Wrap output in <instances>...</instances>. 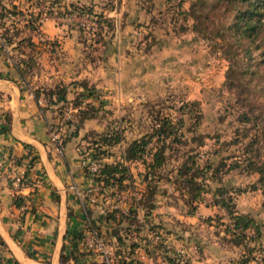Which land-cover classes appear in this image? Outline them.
I'll use <instances>...</instances> for the list:
<instances>
[{"label":"rangeland","instance_id":"1","mask_svg":"<svg viewBox=\"0 0 264 264\" xmlns=\"http://www.w3.org/2000/svg\"><path fill=\"white\" fill-rule=\"evenodd\" d=\"M221 6V0H48L46 14L59 31L48 34L41 29L38 36L34 31L36 8L24 7L19 11L25 14L22 19L27 28L23 29L30 34L22 37L24 49L16 48L13 53L26 60L22 64L23 73L29 75L25 81L42 87L43 98L55 104L59 119L64 107L78 122L92 117L79 143L82 159L95 154L107 163L102 158L116 151V145L107 151L103 135L122 132L123 143L145 137L142 158L125 163V187L133 186L128 163L137 161L143 164V176L156 175L158 185L172 187L174 192L184 188L193 193L197 186L203 191L223 187L231 197L252 188L262 191L254 169L264 163V96L251 86L255 77L251 67L263 71L264 58L258 46H251L245 54L231 30L221 28ZM70 11L75 16L58 18ZM31 34L39 48L32 47ZM21 51L23 56L18 54ZM118 60L122 62L117 64ZM245 62L252 66L244 71ZM53 67L59 68L55 77H51ZM118 70L126 77L135 72L140 78H135L132 88L125 84L119 93L115 87L106 93L101 86L88 83L107 72L114 77ZM34 73L40 78L32 80ZM62 77H77L78 90L67 97L65 91L59 97L49 95V90L65 87ZM163 118L173 127L171 133L157 138L154 123ZM159 146L165 158L149 169L152 152ZM82 168L87 171L85 163ZM190 173L193 182L187 180ZM225 180L230 185L223 186ZM236 243L239 251L225 264H236L243 253L248 254L246 264L253 263L258 253L264 264V240L254 250V242L246 238ZM247 247L252 251L247 253ZM182 254L184 258L179 251L174 254L177 264H186V253Z\"/></svg>","mask_w":264,"mask_h":264},{"label":"crops","instance_id":"2","mask_svg":"<svg viewBox=\"0 0 264 264\" xmlns=\"http://www.w3.org/2000/svg\"><path fill=\"white\" fill-rule=\"evenodd\" d=\"M31 1L5 0L6 6L14 7L15 15L0 17L3 37V43L0 42V159L18 157L19 162L10 166V170L22 172L29 178V182L21 186L0 178V264H60L62 243L71 249L68 239L73 232L83 234L75 245V252H85L78 255L76 264H105L101 252L82 245L83 239H89L87 219L97 225L109 252L110 264H119L116 261L119 257L134 258L138 264H177L174 254L178 251L186 253V264L229 263L240 245L233 242L232 234L224 229L231 219L224 207L213 200V191H203L197 186L198 190L193 193L182 188L177 189L175 192L179 194L175 195L172 187L158 185L156 175L146 173V180L141 173L143 164L137 161L128 163V169L133 171L132 188L121 184L94 190L91 189L93 179L82 168L79 145L85 139L84 132L92 117L82 118L75 132L61 136L60 141L51 137L49 125L59 119L53 108L55 104L45 101L42 87L25 81L29 75L23 73L22 64L26 60L13 53L16 48L24 49L22 37L30 34L23 29L27 28L22 19L25 14L19 10L28 9ZM41 29L48 34L59 31L52 17L43 20ZM31 37L33 44L25 36L28 44L39 48L32 34ZM18 54L23 56V51ZM49 61H54L53 55L49 56ZM121 62L118 60L117 64ZM58 67H53L51 77L57 75ZM103 74L101 79L86 80L90 86H101L106 93L114 87L119 93L125 89V84L132 88L139 76L133 72L131 77L129 74L126 77L124 71L119 70L114 77L113 73ZM34 76L37 73L32 80ZM76 78H61L66 80V97L78 90ZM120 134L117 140L104 142L107 151L116 145V151L112 149L102 158L107 163L131 161L124 159V149L137 137L123 143L122 132ZM28 150L30 154L26 155ZM153 176L155 183H151ZM228 181L222 185H230ZM16 195L22 197L18 205L14 204ZM263 198V191L255 188L232 196L234 212L247 213L259 224L258 241L264 240ZM110 211H115V219L106 215ZM242 232L245 237L254 235L252 227Z\"/></svg>","mask_w":264,"mask_h":264},{"label":"trees","instance_id":"3","mask_svg":"<svg viewBox=\"0 0 264 264\" xmlns=\"http://www.w3.org/2000/svg\"><path fill=\"white\" fill-rule=\"evenodd\" d=\"M54 1V0H53ZM222 6H221V20L223 21L221 28H224L225 30H231V36H235L234 40L236 43L241 42L243 47V52L248 54L250 51L251 46H258L260 48V54L264 58V5L262 3V0H221ZM52 2V1H51ZM54 3V2H53ZM78 8V7H76ZM228 12V13H227ZM34 25H30V27L33 28ZM221 29L218 28V32H220ZM9 40V37H7ZM243 56V55H242ZM246 63V62H245ZM18 71H20V68L15 65ZM251 63H246L243 68L247 70V68L251 67ZM253 68L252 72L255 77L251 79V86H253L255 89H258L264 96V69L261 72H257L255 67ZM250 81V80H248ZM251 82H246L248 85ZM58 89V88H57ZM65 87H60L58 91L49 90V95H56L61 96L64 94ZM263 120H264V109H263ZM81 118V117H80ZM81 120V119H79ZM78 121H75V127L70 133L73 134L77 128ZM172 123L167 118H163L159 121H156L154 123V133L156 134L157 138H159L162 134L166 135L171 133L170 128H172ZM117 136L110 137L108 135H103L102 140L104 142H110L117 140ZM145 137L141 136L139 138L132 139L125 147L124 149V159L125 160H131L134 158H142V151L143 146L145 144ZM163 145V144H162ZM163 149L161 146L157 147L152 152V158L150 163H148L149 169H154L158 167L164 160L165 156H163L162 153ZM26 155L30 154V151H26ZM93 158H95V154H92ZM32 159L34 158L33 155H31ZM13 161L15 163L19 162L18 157H14ZM191 160V159H190ZM195 166V165H194ZM185 170L183 172H187L189 168H191V164L188 166H185ZM126 165L122 163L121 161H115L111 163H102L98 171L92 175L93 181L98 186V189H101L103 186L107 185H115L117 187H120L122 184L124 177L126 176ZM179 171V170H178ZM254 171L258 173L257 175V183L260 185L263 191L264 187V163H262L261 166L255 167ZM149 172V171H148ZM194 174L190 173L187 177L188 181L193 182L194 181ZM29 182V178L26 177V175H23V177L20 179V182L17 186H21L23 184H26ZM9 183V182H8ZM10 184V183H9ZM196 190H198V187H196ZM226 189H223V187H217L215 190H213L214 195V201L216 203H219L224 207L226 210V213L231 219L230 225L225 224L224 229L226 231H229L231 235V238H234V242H238L241 238H246L248 240L254 241L253 245H251L252 250L259 247V241L257 240L259 236V224L254 222V219L248 215L247 213H238L234 212V202L232 201V197L230 195L226 194ZM22 197L20 195H16L14 197V204L18 205L21 201ZM264 203V201H263ZM106 215L112 219L116 218L115 211L107 212ZM86 227L87 229H94L98 235V227L96 224L93 223L92 220L87 219L86 221ZM246 227H252L254 231V235L252 237L248 236L245 237L243 235V229ZM83 238V234L80 232H73L71 233L69 240L70 247H66L65 243H62L60 255H59V262L60 264H76V261L78 259V255H82L85 252L76 253L75 252V245L77 242L81 241ZM64 239H66L64 237ZM0 243L2 241L0 240ZM132 245V243L130 244ZM250 247H247V253L251 249ZM251 250V251H252ZM250 251V252H251ZM248 260V254L241 255V257L237 260L236 264H246ZM71 261V262H70ZM116 261L119 264H138V261L134 258H117Z\"/></svg>","mask_w":264,"mask_h":264},{"label":"built area","instance_id":"4","mask_svg":"<svg viewBox=\"0 0 264 264\" xmlns=\"http://www.w3.org/2000/svg\"><path fill=\"white\" fill-rule=\"evenodd\" d=\"M5 0H0V17H13L15 14L12 12L11 7H8L4 4ZM48 3V0H32L30 3H28V7H34L36 8V11L34 14L36 15L34 18V24H35V31L38 36H41V23L43 20L48 17L46 14V7ZM53 8V7H50ZM75 16V13L70 11L69 13L62 14L58 16L60 20H67L71 17ZM3 41V37L1 35L0 30V42ZM3 43V42H2ZM75 117L70 112V109L67 107H64V110L62 111L61 117L57 123L50 124V134L51 137L55 140L60 141L61 136L63 135H69L72 130L75 127ZM83 163H85L86 166V172L87 174L92 177L98 169L101 166V161L96 158H91L89 156L82 159ZM15 164L13 159L7 158V160L0 159V178L4 179L6 182H9L10 184H14L17 186L20 182V179L23 177L22 172H13L10 169ZM11 166V168H10ZM35 181V180H34ZM91 189L97 190L98 186L95 182L91 185ZM82 245L86 248H94L95 250H98L103 254V261L105 264H110L111 259L109 257V252L106 250L103 241L101 237L98 235V233L94 229H89V239L82 241ZM181 256L183 257V254L181 252ZM256 259L253 263L248 264H262L261 257L259 253L255 256Z\"/></svg>","mask_w":264,"mask_h":264}]
</instances>
